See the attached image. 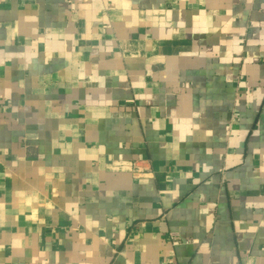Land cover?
<instances>
[{
  "label": "crops",
  "instance_id": "1",
  "mask_svg": "<svg viewBox=\"0 0 264 264\" xmlns=\"http://www.w3.org/2000/svg\"><path fill=\"white\" fill-rule=\"evenodd\" d=\"M264 264V0H0V264Z\"/></svg>",
  "mask_w": 264,
  "mask_h": 264
},
{
  "label": "built area",
  "instance_id": "2",
  "mask_svg": "<svg viewBox=\"0 0 264 264\" xmlns=\"http://www.w3.org/2000/svg\"><path fill=\"white\" fill-rule=\"evenodd\" d=\"M169 264H173V262H170Z\"/></svg>",
  "mask_w": 264,
  "mask_h": 264
}]
</instances>
